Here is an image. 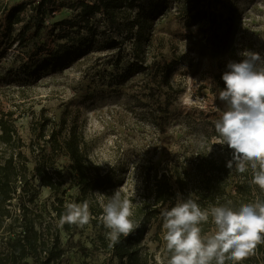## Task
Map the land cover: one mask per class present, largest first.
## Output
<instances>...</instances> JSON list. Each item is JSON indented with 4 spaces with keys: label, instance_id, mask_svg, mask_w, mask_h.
I'll return each instance as SVG.
<instances>
[{
    "label": "rangeland",
    "instance_id": "rangeland-1",
    "mask_svg": "<svg viewBox=\"0 0 264 264\" xmlns=\"http://www.w3.org/2000/svg\"><path fill=\"white\" fill-rule=\"evenodd\" d=\"M14 1L19 0L0 3ZM72 1L52 0L45 17L47 25L74 18L76 12L69 7ZM147 1L157 9L153 51L174 59L172 80L181 92L167 114H159L157 107L163 98L158 90H150L144 75L130 70L129 41L113 50L97 46L71 50L45 66L39 57L32 59L25 46L18 45L21 24L11 31L14 42H0V109L15 111L25 142L33 137L34 119L43 114L57 121L66 114L77 119L85 137V151L104 178L95 197L106 203L119 188L122 197L131 200L133 213L144 197L152 195L156 177L175 155L203 138L219 118L213 108L224 109L218 99L224 87L216 75L227 70L230 60L243 59L239 53L244 49L264 57V0H188L183 9L177 0ZM57 42L51 37L47 46L54 48ZM25 152L30 158V151ZM67 163L64 158L58 162L66 179L60 192L41 186L40 203L47 208L58 197L66 203H80ZM33 166L30 162L29 167ZM102 215L92 216L94 222L83 228L76 226L72 232L60 230L64 264H103L107 251L100 238H106L108 229L103 226ZM162 235L163 220H154L135 244L148 264H156L157 252L166 264L170 254L165 251ZM248 259L252 264H264L262 258L257 260L253 255L239 264H248Z\"/></svg>",
    "mask_w": 264,
    "mask_h": 264
},
{
    "label": "trees",
    "instance_id": "trees-1",
    "mask_svg": "<svg viewBox=\"0 0 264 264\" xmlns=\"http://www.w3.org/2000/svg\"><path fill=\"white\" fill-rule=\"evenodd\" d=\"M51 1L0 3V42L6 39L14 42L11 31L21 24L18 45L25 46L28 55L32 59L39 57L45 66L59 61L71 50L94 46L113 50L129 41L130 70L142 73L150 90H158L163 98L157 107L159 114L170 111V105L181 92L172 80L174 59L153 51L156 6H150L147 0H73L69 7L76 12L75 17L48 26L45 17ZM177 2L183 9L188 0ZM51 37L58 39L54 48L47 46ZM223 72L216 75L222 87ZM18 119L14 110L0 109V264H64L60 230L72 232L76 225L66 223L57 227L66 201L58 197L47 208L40 203L41 186L55 193L63 189L65 173L58 162L66 159L71 185L79 190L76 201H87L92 216L99 217L103 210L95 192L104 178L85 151V137L77 119L66 114L57 121L43 114L32 123L33 137L29 143L19 132ZM217 137L213 125L198 142L188 144L189 149L175 155L167 169L156 177L149 199L144 197V202L135 206L131 220L138 227L132 234L121 235L115 246H110L107 238H100L107 251L103 264H148L135 244L154 220L162 219V210L175 205L177 193L184 199H193L202 209L226 205L229 201L228 206L238 209L257 199L264 201V191L251 184L250 168L241 174L226 167L232 152L227 145L215 143ZM25 149L30 151V158ZM30 162L34 163L32 169ZM200 227L203 235L212 232L211 217ZM253 257L264 261V244L257 246ZM247 263L252 264V260Z\"/></svg>",
    "mask_w": 264,
    "mask_h": 264
},
{
    "label": "clouds",
    "instance_id": "clouds-1",
    "mask_svg": "<svg viewBox=\"0 0 264 264\" xmlns=\"http://www.w3.org/2000/svg\"><path fill=\"white\" fill-rule=\"evenodd\" d=\"M239 55L243 59L230 60L221 76L224 88L219 90L218 99L225 107L213 108L219 113L213 122L218 133L215 143L231 149V159L226 162L228 169L235 168L243 174L250 168L251 184L264 191V57L248 49ZM184 103L190 106L188 101ZM230 203L202 209L193 199H184L177 193L175 205L161 211L162 240L170 254L166 264H226L227 261L239 264L253 255L257 246L264 244V201L257 199L238 209L228 206ZM100 206L110 246L118 244L121 235L127 237L138 227L130 219L134 214L132 202L122 197L119 188L106 203L101 200ZM210 217L214 231L203 235L200 225ZM92 219L87 201L68 202L57 227L67 223L83 228ZM155 260L156 264H165L160 252Z\"/></svg>",
    "mask_w": 264,
    "mask_h": 264
}]
</instances>
